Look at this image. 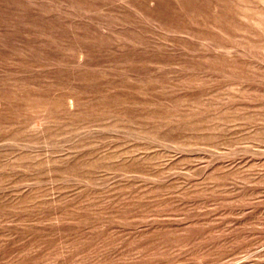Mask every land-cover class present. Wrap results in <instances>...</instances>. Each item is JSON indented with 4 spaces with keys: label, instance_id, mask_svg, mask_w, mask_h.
Segmentation results:
<instances>
[{
    "label": "rangeland",
    "instance_id": "obj_1",
    "mask_svg": "<svg viewBox=\"0 0 264 264\" xmlns=\"http://www.w3.org/2000/svg\"><path fill=\"white\" fill-rule=\"evenodd\" d=\"M0 264H264V0H0Z\"/></svg>",
    "mask_w": 264,
    "mask_h": 264
}]
</instances>
